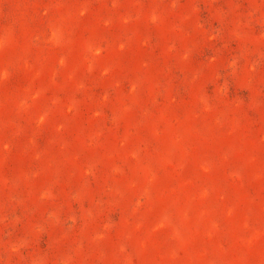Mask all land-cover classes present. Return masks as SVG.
<instances>
[{"label":"rangeland","instance_id":"obj_1","mask_svg":"<svg viewBox=\"0 0 264 264\" xmlns=\"http://www.w3.org/2000/svg\"><path fill=\"white\" fill-rule=\"evenodd\" d=\"M0 264H264V0H0Z\"/></svg>","mask_w":264,"mask_h":264}]
</instances>
